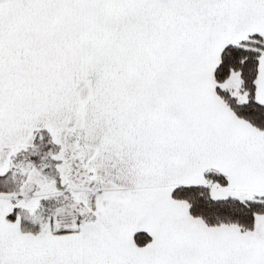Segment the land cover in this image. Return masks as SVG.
Returning <instances> with one entry per match:
<instances>
[{"label":"snow or ice","instance_id":"obj_1","mask_svg":"<svg viewBox=\"0 0 264 264\" xmlns=\"http://www.w3.org/2000/svg\"><path fill=\"white\" fill-rule=\"evenodd\" d=\"M0 264H264V0H0Z\"/></svg>","mask_w":264,"mask_h":264}]
</instances>
